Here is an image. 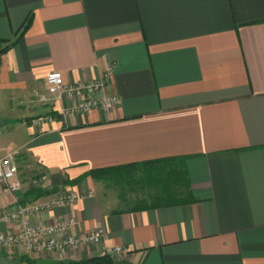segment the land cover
<instances>
[{
  "label": "crops",
  "instance_id": "1",
  "mask_svg": "<svg viewBox=\"0 0 264 264\" xmlns=\"http://www.w3.org/2000/svg\"><path fill=\"white\" fill-rule=\"evenodd\" d=\"M53 70L69 84L110 72L96 97L121 102L68 113ZM15 150L22 188L0 181V231L17 228L5 217L18 204L61 189L81 198L33 223L103 231L64 262L121 245L122 264H264V0H0V158ZM180 155L195 202L123 207L90 174ZM28 258L0 248V264Z\"/></svg>",
  "mask_w": 264,
  "mask_h": 264
},
{
  "label": "built area",
  "instance_id": "2",
  "mask_svg": "<svg viewBox=\"0 0 264 264\" xmlns=\"http://www.w3.org/2000/svg\"><path fill=\"white\" fill-rule=\"evenodd\" d=\"M69 84L65 81L61 71L53 70L46 76V85L50 94L57 100L71 98L74 104L69 112H88L94 108L113 109L121 102L120 97L113 93H101L106 84V78ZM39 100H48L45 93L39 95ZM52 120L53 117H48ZM19 151H11L0 158V181L7 182V188L16 192L22 188L19 178V164L17 155ZM46 175H43V179ZM92 194V192H91ZM81 198V194L70 189H61L56 196L46 201H32L18 204L14 211L9 212L5 219L16 223L17 228L12 232L0 231V248L14 247L31 258L59 259L62 253L77 251L81 246L89 244L100 245L103 231L91 230L84 233H75L72 227L77 224L75 218H64L48 224L33 223L32 217L56 207L74 204ZM121 245L103 247L102 253L110 257H120L125 253Z\"/></svg>",
  "mask_w": 264,
  "mask_h": 264
},
{
  "label": "trees",
  "instance_id": "3",
  "mask_svg": "<svg viewBox=\"0 0 264 264\" xmlns=\"http://www.w3.org/2000/svg\"><path fill=\"white\" fill-rule=\"evenodd\" d=\"M186 155L160 157L145 161H136L122 165L102 167L91 170L95 178H109L116 185L122 184H144L154 190L151 198V206H172L184 203L195 202V197L190 183L188 171L186 169ZM85 177H78L69 180L68 183H76ZM40 192L38 195L45 194ZM141 203L148 204L146 199H141ZM33 264L35 260L28 258ZM106 264H122L108 255H100L86 260L64 262L61 264H96L97 262Z\"/></svg>",
  "mask_w": 264,
  "mask_h": 264
},
{
  "label": "rangeland",
  "instance_id": "4",
  "mask_svg": "<svg viewBox=\"0 0 264 264\" xmlns=\"http://www.w3.org/2000/svg\"><path fill=\"white\" fill-rule=\"evenodd\" d=\"M106 190L113 195H120L119 198L123 207L141 206V199H146L150 203L154 195L153 188L141 183L134 185L122 184L119 186L112 183L106 186Z\"/></svg>",
  "mask_w": 264,
  "mask_h": 264
},
{
  "label": "water",
  "instance_id": "5",
  "mask_svg": "<svg viewBox=\"0 0 264 264\" xmlns=\"http://www.w3.org/2000/svg\"><path fill=\"white\" fill-rule=\"evenodd\" d=\"M28 118L33 119L35 118V116H30ZM63 262H64L63 260L54 259V258H38L36 260V264H61ZM96 264H106V263L99 261Z\"/></svg>",
  "mask_w": 264,
  "mask_h": 264
}]
</instances>
